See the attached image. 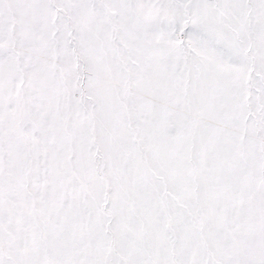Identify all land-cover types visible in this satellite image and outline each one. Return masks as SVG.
<instances>
[{"label":"snow or ice","instance_id":"6c2138e0","mask_svg":"<svg viewBox=\"0 0 264 264\" xmlns=\"http://www.w3.org/2000/svg\"><path fill=\"white\" fill-rule=\"evenodd\" d=\"M0 264H264V0H0Z\"/></svg>","mask_w":264,"mask_h":264}]
</instances>
